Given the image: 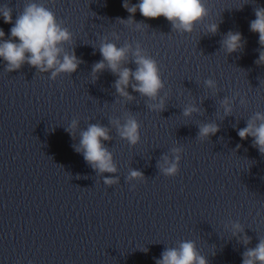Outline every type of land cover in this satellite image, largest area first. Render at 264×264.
<instances>
[{"label":"clouds","instance_id":"9594fccd","mask_svg":"<svg viewBox=\"0 0 264 264\" xmlns=\"http://www.w3.org/2000/svg\"><path fill=\"white\" fill-rule=\"evenodd\" d=\"M131 15L127 20L119 19L121 24L133 23V16L139 10L145 18L155 19L159 17L166 18L172 25L174 31L180 33H192L195 25L208 16V9L204 0H139L138 4H130L124 0L122 5ZM0 17L5 23L12 24V9L7 5L0 7ZM255 19L250 22V31L258 33L259 44L264 49V7L255 9ZM137 28L142 25L137 24ZM218 25L211 23L208 25V31L215 34L218 31ZM10 39H5V32L0 28V59L6 62L8 72L16 71L27 63L39 72H50V79L55 80L62 73L72 74L77 71L81 61L75 55V52L68 53L63 45L72 41V33L63 26L62 21H58L54 12L45 7L42 3L30 2L23 11L17 16L13 26L10 29ZM18 40V42H16ZM244 40L240 32L229 31L221 41V46L228 52L234 53L243 48ZM130 46L118 47L111 42L100 44L99 52L103 59L95 63L92 69L93 76L109 69L118 76L115 81V90L121 97L131 99L127 89L148 97L156 101L165 83L161 78L160 68L155 59L147 55L137 46L134 56L135 70L129 67H122V62L127 58ZM257 65H264V50L259 52V58L255 61ZM135 80L136 83H131ZM205 85L215 90L217 87L214 79H206ZM246 101L241 100V103ZM225 115L232 114L231 101L225 98L222 102ZM164 107V99L160 98L159 103L149 105V108L159 111ZM199 109L189 104L184 108L183 115L190 116ZM121 139L126 140L129 145L135 146L140 142V123L134 117L129 115L125 122L121 124L118 120L113 121ZM78 126L76 120L72 121L71 126L66 131L75 138V130ZM220 131L219 125L215 123L203 124L199 127L198 138L208 139ZM241 140L252 137V146L258 149L261 155H264V112H256L255 115L247 121V126L237 130ZM112 137L109 129L100 124H89L86 130L79 133V143L74 144V151L81 154L87 164H89L98 173L115 174L117 167L113 161L112 153L105 146V141H110ZM240 145H237L239 148ZM177 153L175 159L170 161L167 156L158 162L160 171L165 176H175L179 171L180 153L182 149L174 148ZM131 180H143V173L137 170H131L128 176ZM119 178L106 176L104 184L111 186L118 183ZM233 235L243 233L244 229L238 222L233 223ZM251 238L246 234L242 237V243L247 245ZM146 251V250H145ZM155 264H208L202 256L194 241L186 240L180 242L178 247L166 248L161 253L160 258L155 260ZM242 264H264V239H260L254 248H248L243 253Z\"/></svg>","mask_w":264,"mask_h":264}]
</instances>
